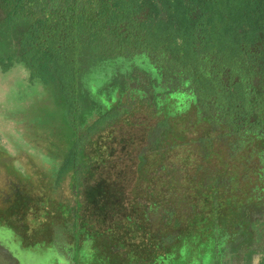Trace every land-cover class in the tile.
<instances>
[{"label":"trees","instance_id":"16d2710c","mask_svg":"<svg viewBox=\"0 0 264 264\" xmlns=\"http://www.w3.org/2000/svg\"><path fill=\"white\" fill-rule=\"evenodd\" d=\"M0 11V33L10 35L13 29L22 28L15 35L16 43L10 44L12 51L0 55V72L21 63L31 82L56 87L72 133L71 144L65 146L76 152L68 192L77 198L72 200L73 208L89 209L85 215L95 227L112 230L118 226L120 205L113 201L120 185L114 181L98 186L100 167L90 177L80 163L79 73L87 47L109 43L122 54H136L139 65L154 75L155 87L149 85L147 93L138 92L133 104L115 110L125 119L131 117L144 134H153L150 146L213 148L206 149L204 161L214 148H231L230 178L203 185L200 196L194 195L195 202L186 207L194 217L188 220V227L194 230L172 240L167 232L163 236L156 231L157 242L152 245L151 239L146 240L143 249L150 253L153 249L156 257L151 261L144 255L134 264L216 260L214 242L227 231L225 215L229 213L231 250L242 244L241 235L250 234L253 241L245 246L246 255L264 253V0H47L37 6L25 0H0ZM181 115L192 119L185 130L169 133L168 120ZM50 122L56 121L44 112L35 124L40 123L39 129L49 134ZM50 135L54 139L52 129ZM5 159L8 165L14 161L9 156ZM130 159L138 164H129ZM146 159L137 150L108 163V174L114 180L119 172L124 181L132 180L126 183L130 197L136 191L148 193L140 188V180L132 179L138 174L146 176ZM162 161L161 157L158 166L165 169ZM15 180L22 183L18 177ZM97 187L104 198L78 197ZM47 202L41 205L43 209ZM146 207L152 211L157 206L142 208L138 202L133 208ZM169 212L173 216L175 209Z\"/></svg>","mask_w":264,"mask_h":264},{"label":"rangeland","instance_id":"374dc122","mask_svg":"<svg viewBox=\"0 0 264 264\" xmlns=\"http://www.w3.org/2000/svg\"><path fill=\"white\" fill-rule=\"evenodd\" d=\"M46 1L25 0L31 6ZM21 30L17 27L10 35L0 33V55L12 51L10 44L16 43L15 35ZM138 60L136 54H122L109 43L87 47L81 58L79 145L82 148L75 149L80 152V163L90 177L100 167L98 186L119 182L113 202L120 205L117 214L121 218L112 230L95 227L85 215L89 211L86 207L82 212L72 206V200L77 198L70 196L68 181L76 152L65 146L71 144L72 133L56 87L31 82L25 68L23 83L4 90L9 78L7 72H0V150L4 153L0 155V264H17L14 257L20 264H134L144 259V255L153 261L155 232L163 236L168 233L171 240L176 235L183 234V238L189 234L195 227H188V220L194 217L186 207L195 202L193 196H200L203 185L230 178L227 168L231 167V148H214L205 161L202 157L206 149L209 152L213 148H156L150 146L153 134H144L131 117L125 119L115 113L117 108L133 104L138 92L147 93L151 85L155 87L154 75ZM44 112L56 121L47 125L49 134L39 129L40 123L35 124ZM189 119L192 117L183 115L169 119L166 130L169 133L185 130ZM51 129L54 139L50 138ZM137 150L145 153L149 171L144 178L138 174L132 179L140 180V188L148 189V193L145 196L136 191L130 197L126 183L131 184L132 180L124 181L120 172L114 180L108 174V163ZM5 156L14 158L13 163L6 164ZM161 157L165 169L158 166ZM128 163L136 165L138 160L130 159ZM16 177L22 183H16ZM102 195L97 187L92 193L78 197L90 200ZM46 201L47 208L43 209L41 205ZM138 202L142 208L157 207L152 211L147 207L134 209ZM197 207L202 208V203L197 202ZM174 209L171 216L169 210ZM225 222L229 232H221L214 242L218 258L210 261L200 258L197 264H258L257 254L246 255L245 246L252 245V235H241L242 244L231 250L230 213L225 215ZM149 239L151 253L143 251Z\"/></svg>","mask_w":264,"mask_h":264},{"label":"crops","instance_id":"0c3cea01","mask_svg":"<svg viewBox=\"0 0 264 264\" xmlns=\"http://www.w3.org/2000/svg\"><path fill=\"white\" fill-rule=\"evenodd\" d=\"M25 66L21 63L15 64L7 73L9 78L7 84L2 89L9 90L13 86L23 83L24 78L26 77ZM257 263L264 264V253L257 254Z\"/></svg>","mask_w":264,"mask_h":264},{"label":"flooded vegetation","instance_id":"af4514ba","mask_svg":"<svg viewBox=\"0 0 264 264\" xmlns=\"http://www.w3.org/2000/svg\"><path fill=\"white\" fill-rule=\"evenodd\" d=\"M14 259H16L17 264H20V263H19V260H18L17 258L14 257Z\"/></svg>","mask_w":264,"mask_h":264}]
</instances>
